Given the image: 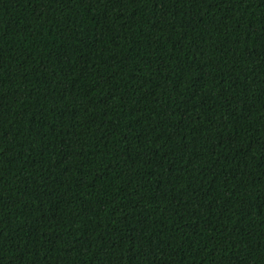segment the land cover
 <instances>
[{
	"label": "trees",
	"instance_id": "16d2710c",
	"mask_svg": "<svg viewBox=\"0 0 264 264\" xmlns=\"http://www.w3.org/2000/svg\"><path fill=\"white\" fill-rule=\"evenodd\" d=\"M0 264H264V0H0Z\"/></svg>",
	"mask_w": 264,
	"mask_h": 264
}]
</instances>
